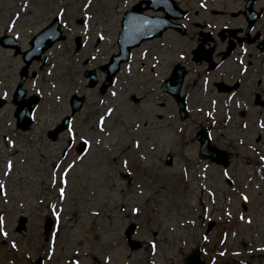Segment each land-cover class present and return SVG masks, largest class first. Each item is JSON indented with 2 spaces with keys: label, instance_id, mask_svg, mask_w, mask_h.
I'll use <instances>...</instances> for the list:
<instances>
[{
  "label": "rangeland",
  "instance_id": "obj_1",
  "mask_svg": "<svg viewBox=\"0 0 264 264\" xmlns=\"http://www.w3.org/2000/svg\"><path fill=\"white\" fill-rule=\"evenodd\" d=\"M140 1L0 0V38L11 37L20 51L28 52L55 18L66 35L31 67L37 77L26 84L27 98L41 102L27 133L17 129L12 103L23 55L0 47V264H185L195 250L206 264H264V103L255 105L256 93L264 102V53L247 47L240 62L217 72L191 62L186 122L162 91L201 33L213 34L211 47L224 51L216 37L226 28L245 27V19L233 14L247 0H175L189 12L180 21L189 35L171 30L144 44L101 96V68L119 54L123 15ZM255 8L262 15L255 31L264 36V0H255ZM91 71L99 79L95 89L85 77ZM230 81L241 82L236 92L219 94L214 87ZM74 95L86 104L53 142L48 133L71 116ZM199 132L228 152V167L201 157ZM85 141L87 152L80 154ZM168 157L173 166H167ZM22 216L27 237L16 230ZM132 227L136 234L129 238Z\"/></svg>",
  "mask_w": 264,
  "mask_h": 264
},
{
  "label": "water",
  "instance_id": "obj_2",
  "mask_svg": "<svg viewBox=\"0 0 264 264\" xmlns=\"http://www.w3.org/2000/svg\"><path fill=\"white\" fill-rule=\"evenodd\" d=\"M154 10V11H164L166 17L164 18H155L149 17L144 14V11ZM186 15L185 12L179 10L175 3L171 0H143L139 5L135 6L132 11L127 12L123 21V30L120 33V55L114 56L109 65H107L103 70H106L108 76L104 85L101 88V94L104 95L108 88L113 85L114 77L120 72L121 64L128 63L131 59V50L134 48H138L142 42L153 40L156 37H160L166 30L170 28H175L177 30L182 31L180 25H176L171 23V18H183ZM245 15L248 16L251 21V26L255 23V21L259 18L258 14L253 13V5L252 2L249 3L246 7ZM64 37L60 31V23L58 20H55L53 24H51L47 29H45L41 34H39L32 42L33 50L25 56V61L28 66L24 69L22 74V82L19 85L17 92L14 96V104L19 106L16 112V118H18V128L23 131H28L33 124V112L39 103L37 98H33L28 103L23 102V97L26 93L22 90L23 85L26 81V75L28 71V67L33 60L41 59L42 55L48 51L55 43L60 40H63ZM204 55V60L211 63V51L206 52L204 50V46H200L199 49L195 52V56ZM198 61V58H195ZM201 61V60H200ZM214 69L215 66L212 65ZM185 76V72L182 68L178 67L172 78L167 81L163 89L166 92L172 94L180 107V114L182 121L187 119V107L185 99L180 97V90L182 87L183 79ZM86 77L91 78L90 88H95L98 83V79L96 76V72L87 73ZM71 105L73 108V115L78 113L83 105L84 98H78L74 96L71 100ZM2 106V103H0ZM70 118L64 120L63 125L61 126V130H66L69 127ZM50 138L55 140L57 138V132H52L50 134ZM198 140L201 143V154L203 157L211 158L213 160H220L224 156L221 152L211 147V142L207 135L199 134ZM86 150L85 145L82 146L81 151L84 152ZM168 165H172V159H168ZM27 223L28 220L25 217H22L19 220V226L17 231L22 233L24 236H27ZM212 225L209 228V231L212 229ZM51 228V224L48 222L46 224V229L49 230ZM136 230L134 227L129 229L128 237L131 238L135 234ZM37 264H43L42 260H39ZM186 264H205L201 260V253L199 251H195L186 259Z\"/></svg>",
  "mask_w": 264,
  "mask_h": 264
},
{
  "label": "flooded vegetation",
  "instance_id": "obj_3",
  "mask_svg": "<svg viewBox=\"0 0 264 264\" xmlns=\"http://www.w3.org/2000/svg\"><path fill=\"white\" fill-rule=\"evenodd\" d=\"M236 35H233L230 30L229 31H226V34H223L224 37H225V40H226V49L229 48L230 46H233L235 45L236 48L233 52V54L231 55L230 59L231 58H234V56L236 54H238V50L240 49H243L245 47H247L248 44H246V40H255V39H259L258 42L255 44V45H252L254 46L255 48V52L257 54H263L264 52L262 51V43H264V36L261 32H257V31H252V33L250 34H247V32H244V29H239V30H236L235 32ZM243 40V43L245 44L243 47H239V40ZM261 44V45H260ZM250 57H252L250 55ZM218 58L223 62V59H222V53L218 55Z\"/></svg>",
  "mask_w": 264,
  "mask_h": 264
},
{
  "label": "snow or ice",
  "instance_id": "obj_4",
  "mask_svg": "<svg viewBox=\"0 0 264 264\" xmlns=\"http://www.w3.org/2000/svg\"><path fill=\"white\" fill-rule=\"evenodd\" d=\"M113 95H115V93H113ZM101 124H103V120H101ZM260 126H261L262 128H264V123H261ZM245 127H247V125H245ZM75 135H76V134H75L74 131H70V136H71L73 139H75ZM89 143H90V142L85 141V144H89ZM137 146H139L138 143H137ZM81 159H82V157H81ZM262 159H264V157H262ZM124 163H125V165H127L128 162L125 161ZM12 167H13L12 163L9 162V164H8V168L11 169ZM64 183H65V184L67 183V179H65ZM0 187H2V185H0ZM64 191H65L64 188H61V189H60V192H61V196H62V197L64 196ZM5 194H6V193H5ZM243 199H244L245 201H247V200L249 199V197H248V196H244ZM134 211H135L137 214H139L141 210H140L139 208H135ZM96 214L99 215V213H96ZM56 219H57V221H59V212L56 213ZM241 219H244V217H241ZM0 220H2V217H0ZM248 223H249V224L252 223V221H251L250 218L248 219ZM3 235H4L5 237H7L8 233H7V232H4ZM12 247H14V248L17 247V245H16V243H15L14 241H13V243H12ZM152 247H153V249L156 248V244H155V242H153ZM108 259L110 260L111 257H109ZM75 264H80V262L77 260V261L75 262Z\"/></svg>",
  "mask_w": 264,
  "mask_h": 264
}]
</instances>
